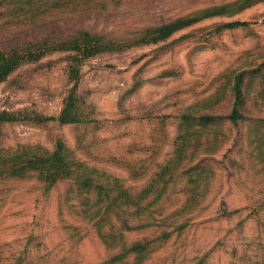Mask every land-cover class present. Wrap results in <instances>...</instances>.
Segmentation results:
<instances>
[{
	"label": "rangeland",
	"instance_id": "obj_1",
	"mask_svg": "<svg viewBox=\"0 0 264 264\" xmlns=\"http://www.w3.org/2000/svg\"><path fill=\"white\" fill-rule=\"evenodd\" d=\"M230 1L141 0L122 17L83 25L106 32L137 28ZM233 20L247 25L214 30ZM15 40L8 38V45ZM76 57L48 54L20 66L0 85V111L29 118L1 128L0 148L51 151L61 140L77 160L132 192L156 181L183 149L181 160L172 163L176 169L166 185L170 203L163 212L175 211L187 198L202 204L191 209V225L181 235L174 233L138 264H264V1L232 18H201L158 44L105 52L80 64ZM71 71L78 72L86 122H33L35 115L58 116L76 84L69 80ZM240 73L246 118L230 127L218 117L231 112ZM205 115L216 120L196 126ZM202 158L200 169L211 174H181L186 164ZM189 179L201 189L191 188L195 183ZM70 188V182H59L46 194L33 179L0 181V264H135L134 254L112 259L155 229L116 230L122 238L114 242L109 226L101 235L86 219Z\"/></svg>",
	"mask_w": 264,
	"mask_h": 264
},
{
	"label": "trees",
	"instance_id": "obj_2",
	"mask_svg": "<svg viewBox=\"0 0 264 264\" xmlns=\"http://www.w3.org/2000/svg\"><path fill=\"white\" fill-rule=\"evenodd\" d=\"M140 1L0 0V85L5 83L20 66L37 63L51 53H74L80 64L86 58L105 52H117L122 48L139 45L158 44L182 29L192 26L201 18H232L236 13L264 0H232L213 4L161 23L130 29L118 27L106 32L83 25L84 22L98 17L105 19L106 23L109 20H115L128 12L127 7H133ZM246 25L247 22L233 20L217 24L214 30L222 32ZM8 38L16 40L8 45ZM69 76V80H76V84L64 100L58 116L44 118L35 115L33 122L40 124L54 121L59 125L86 122V116L83 114L85 105L77 93L78 72L71 71ZM242 76L243 74L240 73L234 78L231 112L224 117H218L220 121L229 122L230 127H237L239 122L246 118L241 113ZM24 119L29 120V118H23L21 112L0 111V130L8 123ZM215 120L213 116L205 115L201 116L195 125L205 127ZM181 151L183 149L176 151L173 159L176 163L181 160ZM203 159L205 158L190 166L186 164L183 172L180 170L181 174L195 173L200 178V172L203 170L211 174L205 168L200 169ZM175 162L167 163L157 174L156 181L152 180L142 186L139 191L132 192L131 189L123 188L118 179L100 173L95 168L86 166L77 160L72 151L68 150L61 140H58L51 151L35 146H18L9 150L0 148V181L33 179L42 185L46 194L55 184L70 182V194L75 200L80 199V206L84 208L86 219L96 226L101 235H104L105 227L109 226L112 229V241L114 242L122 238L117 236L116 230L129 233L145 228L155 229L152 238L137 241V244L130 245L123 254L114 255L112 259L113 262L122 261L134 254L135 264H138L157 246L168 242L174 233L177 237L181 235L191 225L189 223L191 209L202 204L199 199L187 198L176 209H173L175 211L167 215L163 212L167 209H165L166 203H170L167 193L171 188L166 185L172 179V170L176 169V166L172 164ZM166 174L167 178L164 180L163 176ZM189 180L190 184L195 183V180ZM154 183L161 188H153ZM191 188L201 189L196 183ZM171 210L168 209V211ZM112 219L117 220L118 225L116 226L118 227L113 226ZM154 244L156 247L152 246Z\"/></svg>",
	"mask_w": 264,
	"mask_h": 264
}]
</instances>
